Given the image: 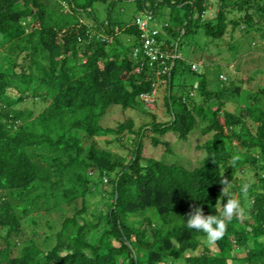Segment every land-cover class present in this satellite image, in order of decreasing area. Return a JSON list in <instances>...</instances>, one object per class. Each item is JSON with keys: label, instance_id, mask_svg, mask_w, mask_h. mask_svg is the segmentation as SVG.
Instances as JSON below:
<instances>
[{"label": "trees", "instance_id": "16d2710c", "mask_svg": "<svg viewBox=\"0 0 264 264\" xmlns=\"http://www.w3.org/2000/svg\"><path fill=\"white\" fill-rule=\"evenodd\" d=\"M134 2L144 16L126 20ZM146 16L162 48L178 54L185 40L238 29L264 39V0H0V264H264V86L251 81L255 92L242 100V85L214 89L180 56L160 75L142 59ZM114 107H146L153 120L104 126ZM106 135L130 156L108 146L114 139L103 145ZM193 136L207 137L194 166L148 150ZM225 178L244 211L208 243L187 216L196 206L220 214ZM56 213L54 233L46 218Z\"/></svg>", "mask_w": 264, "mask_h": 264}, {"label": "rangeland", "instance_id": "374dc122", "mask_svg": "<svg viewBox=\"0 0 264 264\" xmlns=\"http://www.w3.org/2000/svg\"><path fill=\"white\" fill-rule=\"evenodd\" d=\"M106 8L103 6L100 8L99 16L106 17ZM133 15L144 16L143 13H137L136 3H127L124 10V16L126 20L130 19ZM84 20H88V16H83ZM91 21V19H89ZM244 33L242 29L236 31H230L224 39L211 40L210 38L203 37L198 45L189 43L185 40V44L180 48V54L189 62L197 63V69L200 72L206 73L210 78L211 87L216 89L217 87L224 88L229 86L233 81L236 84H240L243 87L242 100L247 101L248 96L255 91L250 87V82L254 81L259 85L264 86V39H262L257 32H253L250 36ZM252 35L255 39L252 38ZM234 47V48H233ZM185 82H195L196 86L199 85L200 76L190 75L185 73L182 77ZM165 90L160 89L159 96L157 97L155 112L158 120H166L169 118L167 106L165 103ZM230 104V103H229ZM239 107V105H236ZM235 107V108H236ZM146 111L142 110H125L121 107H114L106 115L103 124L104 126L117 127L122 122L129 119H133L136 123V129L138 130L142 125L151 122L152 115L147 112L146 107H143ZM229 109H233L232 106H228ZM253 129L254 125L251 123ZM172 135L171 132L161 136L164 140H169ZM207 137L193 136L191 141L182 147L177 139L171 141L172 148L163 150V147H149V152L155 154V156L165 162L173 163L180 162L194 166L201 158L202 148L204 141ZM104 145L108 139H114L112 145H108L112 150L123 153L130 156L128 149L121 148L118 139H115L113 135H106L99 138ZM148 142L151 138H147ZM131 144V139H127ZM126 142V140H125ZM200 146V147H199ZM234 198H239L238 193H234ZM81 200V199H80ZM101 199H96L92 203V209H98L102 207ZM73 214L72 211H68L67 215ZM48 219L52 220V225L55 229L54 233L59 229L61 218L59 213L48 214ZM63 215V214H62ZM43 231V230H42ZM43 235V232H42ZM44 236V235H43ZM43 242V241H40ZM55 243V242H54ZM51 247V245H48ZM18 248L13 252V255H18Z\"/></svg>", "mask_w": 264, "mask_h": 264}, {"label": "clouds", "instance_id": "9594fccd", "mask_svg": "<svg viewBox=\"0 0 264 264\" xmlns=\"http://www.w3.org/2000/svg\"><path fill=\"white\" fill-rule=\"evenodd\" d=\"M174 52L177 53V57H183L180 53L178 54L177 51ZM175 59L173 60L172 64H174ZM192 63L193 68L195 70H198L196 66L197 63ZM159 82L163 84L166 83L163 81ZM236 159H238V157L233 159V164L235 163ZM221 183L224 185L221 193V200L224 201L222 203V212L220 214L206 215L204 213L203 207L196 206L193 208L192 212L187 216L186 220L187 228L194 229L198 232L203 233L206 236V240L208 243H213L216 240L220 239L224 235L227 229V225L229 222H231L233 217L239 218L244 211L240 200L230 196L228 191L226 190L225 185L228 183L227 178H225ZM247 189L248 185H244L243 191L245 193L247 192ZM224 198H226V200Z\"/></svg>", "mask_w": 264, "mask_h": 264}, {"label": "built area", "instance_id": "2783aa9c", "mask_svg": "<svg viewBox=\"0 0 264 264\" xmlns=\"http://www.w3.org/2000/svg\"><path fill=\"white\" fill-rule=\"evenodd\" d=\"M150 18V16H146L138 20L141 29L146 32V34H144L145 43L143 47L144 53L142 59L149 62L151 66H155L157 64L158 67L161 68L159 74L167 75V73L170 72V63H173V60L177 57V53L163 49L161 44L158 43V34L160 31L149 27ZM140 52L141 49L138 48L136 49L135 54L139 55ZM160 80L165 82V80H162V77ZM157 94L158 86L155 87L152 94L144 95L143 99L146 102H153Z\"/></svg>", "mask_w": 264, "mask_h": 264}]
</instances>
